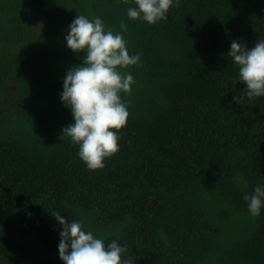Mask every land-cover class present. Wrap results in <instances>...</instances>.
Returning a JSON list of instances; mask_svg holds the SVG:
<instances>
[{
    "label": "trees",
    "instance_id": "16d2710c",
    "mask_svg": "<svg viewBox=\"0 0 264 264\" xmlns=\"http://www.w3.org/2000/svg\"><path fill=\"white\" fill-rule=\"evenodd\" d=\"M134 0H0V264H63L52 214L126 245L134 264H264V96L244 82L231 39H264V0H177L166 18L131 19ZM78 13L122 31L134 83L118 150L89 169L62 133L63 40ZM107 243V241H106Z\"/></svg>",
    "mask_w": 264,
    "mask_h": 264
},
{
    "label": "clouds",
    "instance_id": "9594fccd",
    "mask_svg": "<svg viewBox=\"0 0 264 264\" xmlns=\"http://www.w3.org/2000/svg\"><path fill=\"white\" fill-rule=\"evenodd\" d=\"M177 0H134L126 9L127 17L139 18L149 24L166 18V13ZM122 31L107 28L100 16L78 13L66 27L63 37L66 47L75 53L84 51L82 62L65 70L59 99L70 109L72 122L62 127V133L77 145V156L89 169L104 166V158L118 148L119 130L126 123L127 101L120 93L128 94L134 78L125 70L139 61L140 53H129L122 20ZM227 56L237 65V81L244 82L241 95L232 99L251 102L264 96V39L253 46H242L231 39ZM243 199L250 215L257 216L264 206V185L256 184ZM56 212L52 214L60 228L58 231V256L63 264H134L122 257L126 245L116 239H105L85 230L82 219H69ZM107 241V243H106Z\"/></svg>",
    "mask_w": 264,
    "mask_h": 264
}]
</instances>
